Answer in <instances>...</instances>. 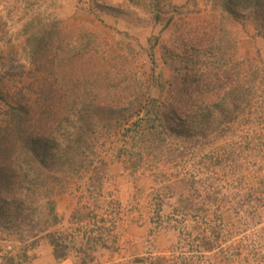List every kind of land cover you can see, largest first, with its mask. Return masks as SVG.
I'll return each mask as SVG.
<instances>
[{
    "label": "rangeland",
    "instance_id": "rangeland-1",
    "mask_svg": "<svg viewBox=\"0 0 264 264\" xmlns=\"http://www.w3.org/2000/svg\"><path fill=\"white\" fill-rule=\"evenodd\" d=\"M160 2L155 17L149 0H0V75L29 68L24 26L40 14L61 21L69 41L91 32L106 50L131 48L122 72L157 96L155 78L185 63L182 33L211 14L209 0ZM232 30L234 46L196 56L194 67L252 63L259 77L249 105L205 134L191 128L154 141L138 139L140 113L100 123L83 167L49 197L55 223L22 222L0 208V257L9 258L7 241L32 244L45 232L54 253L75 264H93L124 235L142 245L134 264H264V33L252 21Z\"/></svg>",
    "mask_w": 264,
    "mask_h": 264
},
{
    "label": "trees",
    "instance_id": "trees-1",
    "mask_svg": "<svg viewBox=\"0 0 264 264\" xmlns=\"http://www.w3.org/2000/svg\"><path fill=\"white\" fill-rule=\"evenodd\" d=\"M209 2L206 22L181 35L183 66L173 67L166 81L155 78L157 96L148 93L143 79L136 86L141 80L122 72L131 48L106 50L91 32L69 41L70 30L61 21L40 14L25 24L29 68L0 75L2 213L22 222L55 223L49 197L83 167L100 123L111 124L128 111L140 113L141 125L134 131L138 139L154 141L191 128L205 134L249 105L259 77L252 63L235 59L200 72L194 58L208 52L222 56L234 46L235 23L252 21L264 33V0ZM149 3L158 17L163 4ZM50 241L56 249L57 242Z\"/></svg>",
    "mask_w": 264,
    "mask_h": 264
},
{
    "label": "crops",
    "instance_id": "crops-1",
    "mask_svg": "<svg viewBox=\"0 0 264 264\" xmlns=\"http://www.w3.org/2000/svg\"><path fill=\"white\" fill-rule=\"evenodd\" d=\"M75 208V204L71 206L67 217H71V214ZM64 210V209H63ZM57 213L59 210H57ZM72 224L78 222L79 218H70ZM56 227V226H55ZM45 232H40L35 236L32 244L28 241L17 240V242L7 241V251H5L6 258L3 260L0 257V264H75V260L68 256L56 257L54 254V246L48 238L45 236ZM113 246V247H112ZM111 249H107L104 252L102 258L94 260L93 264H134L132 259L135 256L142 255V245L140 242L135 240L131 235H124L122 242L112 244ZM119 246V248H117ZM116 247V248H115ZM115 248V249H114ZM14 257V259L10 258ZM19 261V263H16Z\"/></svg>",
    "mask_w": 264,
    "mask_h": 264
}]
</instances>
